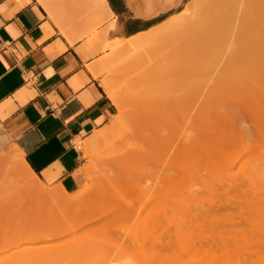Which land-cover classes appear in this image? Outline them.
Here are the masks:
<instances>
[{
    "label": "bare ground",
    "instance_id": "bare-ground-1",
    "mask_svg": "<svg viewBox=\"0 0 264 264\" xmlns=\"http://www.w3.org/2000/svg\"><path fill=\"white\" fill-rule=\"evenodd\" d=\"M89 1L91 3V6L94 9H97V11L99 9L103 14H107L108 17L110 16V14L113 13L107 0H89ZM145 1L149 3L146 11L144 12L146 15L147 14L150 15L149 13L153 12V9H155V7H157L159 4L166 5V2L162 3V0L157 1V2H153V0H145ZM199 1L200 0H190L185 5V7L177 13L179 16L177 15L178 17L175 20L170 21L168 18L170 22L167 20L166 22L167 24L164 22L165 24L164 23L163 25L161 24L162 26L160 25H159L160 27L156 26V28L162 27L161 28L162 32H160V29L159 30L158 29L155 30L154 28L150 29V32L152 33L155 32L154 33L155 35L152 34L153 38L154 36H158L159 34L164 33L170 29L176 28L180 24H185V25L187 24V26L191 25L192 27L199 28L200 31L198 33V36H199L198 38L201 41H205V42L211 41L216 36L217 32H219V29L222 27L223 24H225L226 26L227 25L229 26L230 33L233 35L234 38L236 37V35L237 37L238 36L241 37L243 35H245L246 37L247 36L251 37V33H253V35L255 36L256 34L261 35L262 32H264V0H206V1L204 0L205 5H202L203 4L202 2H201L202 4L200 5V6H203L202 12L199 14H196V16L194 15L195 16L194 18V16L191 15V12H192L191 8L197 6V3ZM39 2L43 6L48 7L47 3L44 0H39ZM170 2L169 4H171ZM176 3L177 1L172 4H176ZM129 6L138 15L139 11L135 9V7H133L130 1H129ZM137 6L138 5H136V7ZM223 7L226 10L225 11L226 15L220 16V14L222 13ZM193 13H197V12H193ZM112 23L114 22L112 21L110 23L111 27L113 26ZM157 31L159 32V34L156 33ZM244 31H247V33L245 34ZM139 34H137L138 36L136 35L134 37L132 36V37L127 38V41L121 40L122 42H124L123 44L121 41L116 42L118 39L112 42V44L116 43L118 45V46L116 45L117 49L118 47L120 48L122 47L121 51L123 49H125L123 51H126L127 48L130 50L135 49L134 47H139L142 45V44L140 45L138 42L140 41L142 42V40L144 41L143 35L145 34L144 33H142V35L141 34L139 35ZM135 43L136 45L138 44V46H135ZM176 50L177 48L174 49V51ZM233 51L236 52L238 50L237 49L232 50V52H230L229 55L228 53L227 54L225 53L226 55L229 56L228 58H231L230 55H232ZM239 52L237 55H239ZM259 52H261V50H259ZM176 53H173V55ZM245 53L243 56H245ZM179 54H180V51L178 50V55ZM246 55H248V53ZM256 55H257V52H256ZM261 55H262L261 53L258 54L259 57ZM176 56L177 55H175V58L173 57L175 60L178 59V57L176 58ZM240 57H241V53H240ZM261 63L262 64L264 63V59L262 60ZM173 68H171V70L174 71L173 73L177 75V73H175L177 70L176 66H175L176 70ZM252 70L254 71V69ZM262 70H264V68H262L261 70L255 69V71H258L255 76L256 77L259 76V78L261 77L260 80L256 79V82L258 83L260 81V84L259 83L257 84L256 82L250 83L251 81L249 80V78L247 79L248 84H246L245 80L247 76L246 77L243 76L244 78L243 77L242 78L244 79V81L241 79L240 83L238 82L239 86L228 87L230 86V84H228L226 85L228 88H226V86L225 87L222 86L219 88L216 86H212V87H209L210 89L209 88L202 89L198 93L199 97L201 96L202 99L198 101L199 103L198 102L196 103V105L194 106L195 109L190 108V111H189L185 106H176L173 109L170 107L172 110L167 111V114H166L167 117L165 121H162V122L158 121L159 123L158 122L155 123L154 127H156L157 130L152 128L153 133H151L152 131L150 132L152 136L149 135L150 137L145 138L146 142L149 141L150 147L147 148L148 147L147 146L144 148L141 146L142 144L138 145V148L136 146V148L138 149V152L135 151L136 154L138 153L137 158H134L135 156L132 155L133 156V157L131 156L132 159L128 161L129 157L126 155V157H128L127 159L125 155L122 156L123 153L119 154L120 157L122 156L123 161H121L122 159H119L120 160L119 161L118 159H116V157H113L114 158L113 162H115V160L117 162L118 160V163H117L118 166L116 167V169L114 168L115 170H113V168H110L111 170H105V171L101 170L102 171L101 173L99 172V174H96L97 176L99 175L98 176L99 179L97 178V176L91 175V173L89 172L91 176L90 178L91 180H94L92 179V177L95 176L96 178L95 180L98 182L102 181L103 183L104 182L110 183L111 187L113 185V187L115 188L116 193L117 191H119V190H116L117 187L119 188L122 187V189L121 188L120 189L125 191L124 189H127V187L129 186H127L126 188L124 187L126 185H129V183L134 184L132 186L133 187L135 186L136 188H138L137 186L140 187L141 183H142L141 186H143V184L147 183L149 178L151 179V175H152L154 178L153 183H152L153 185H151V188L149 189L150 184H148L149 187L147 189L150 191L153 190L152 191L153 194L155 193V191L156 193H158V191H160L163 194L167 193V195L165 194L163 198H165V196L166 198H168L169 196L168 193L171 195L169 196V200H165L166 202L164 201V199L162 200L164 201V203L163 202L161 203L159 201V196L161 195L160 192L158 193L160 195H157L158 197L156 196L155 199L153 198L152 195L150 196L153 198L150 201H153L152 202L153 204L151 205L153 209L152 208L151 209L154 210V212L150 210V213L152 211V214H153V216L150 215V219L152 218L153 220L152 219L150 220L152 222V225L151 227L149 226L150 227L149 230H151L152 228L151 230L152 232L150 233L151 234L150 245H148L149 247L148 246L147 247L148 249H151V251L153 250L152 252L149 250V253L151 252L153 254L148 256V249H146V247H144L145 245L143 244L144 240L143 242H141V240L145 236L143 234H146L145 232H143V234L140 233L143 236V238L141 236L142 238L141 240L138 241L136 240L137 238L135 239L136 247H137V244H138V247H141V248H137L136 256L131 254L130 251H127L130 253L126 252L127 255L131 254L130 257L133 255V258L135 259H137L136 257L138 255L141 256V254H138L139 252L143 253L142 255H145V257L143 256L141 260L140 259L141 257L139 258L138 256L139 260H136V261L139 262L141 260L144 263H140L141 262L140 261L138 264H176V263L177 264L178 263L179 264H192V263L196 264L197 262H198L197 264H203V263L204 264H224V263L225 264H264V221H263L264 214L262 215V217L259 216V214L261 215L262 213H264V86H263L264 80H262L264 79V75H263L264 72L262 74ZM259 72L261 73L258 74ZM261 74L263 77L260 76ZM253 75L254 74H252V76ZM252 76H249V77H252ZM255 78H254V81H255ZM261 81L263 83H261ZM242 82H245L244 83L245 85H240L242 84ZM236 84L237 83L235 82V85ZM104 88L107 94L109 95V97H111V99L117 106L118 114L116 118L110 123V126L108 127L107 130H104V131L96 130V132L91 136V138L89 137V139L85 140L81 144V147L84 149L88 148L90 144L100 139L105 138V135H107L108 130L111 128L113 129L114 126L117 125V123L120 121L122 116L127 112L125 104H127L126 102H129V101L125 99L126 97L125 94H122V92L117 90L114 86L106 82L104 83ZM212 98H213V101H211ZM173 101L174 100H172V102ZM172 105L175 106L174 103ZM192 109H194L195 115L193 114V112L191 114ZM189 113L193 116V118H191L192 116H190L191 119L188 120L187 116H189ZM186 120L189 123L188 128L189 127L191 128H189L187 130V134L184 137H182L181 135H178L177 130L180 129V127L182 126L181 124L187 123ZM248 120H252L253 123L252 121H251V124L247 123L246 121ZM192 126L193 127L195 126L197 128L195 127L192 128ZM132 132L134 131L132 130ZM132 132L131 134L129 132L128 133L131 136H133ZM126 135L128 134L126 133ZM143 140H144V137H143ZM137 149L131 150V153ZM199 149L201 150V152L197 155L196 154L193 155L195 153L194 151L199 150ZM148 150H152L154 151V153ZM172 150L175 151V154L173 153L174 155H169V153ZM233 151H238V152L236 154L235 153L231 154ZM253 151H254V154H252ZM124 153L126 154V152ZM131 153L129 154V156L131 155ZM157 154L163 155V156L159 155L161 156L160 157L161 159H157L159 158L158 156H155ZM6 156L8 157L7 159L11 158V160L13 161L14 163L13 165L15 167V169L13 170L17 172L15 174L16 175L18 174L17 177L20 178V179L18 178L19 180L24 182L29 187L38 186L34 182L37 180L36 176L33 173H31V171L27 168V166L23 163V161H21L22 156L18 152L17 147L15 145L7 148ZM245 156H247V158L246 160H244V163H242L244 168H241L235 172H230V170L227 169L228 166L230 167L235 162H237L239 159H243ZM151 157L154 159V161L151 159ZM117 158L119 157L117 156ZM107 161L109 160L107 159ZM144 161H146L147 164L149 163L151 165L153 162H155L153 163V168H151L153 171H151L150 167H148L149 164L147 165V167L146 166L144 167V165H146L144 164ZM212 163L217 165L218 168L214 169L213 167L214 170H210L209 165H211ZM111 165H112V162H111ZM111 165H109V167ZM159 165L163 166L162 169H164L166 173L164 175V178L162 176L157 175L158 171L155 174L156 170L157 169L159 170V168L156 169L155 166L157 167ZM183 166L187 167V170L184 169L185 170L184 173L181 172ZM180 167H181V170L179 169L180 170L179 172L177 170L178 174L180 175L182 173L185 175V173H187L188 175L186 177L183 175L182 178H180L181 176L179 177L178 174L176 175L177 172L175 169H178ZM147 168L150 170L147 171ZM172 168H175V169H172ZM143 169H144L143 172L145 171H147L148 173L150 172L149 174L151 175H148V173L145 175L143 174V172L141 173ZM171 169L175 170L174 171L176 172L174 173L175 175H173V173H168V171L170 172ZM162 172L163 170H161L159 174H161ZM142 174H143V177L149 176L146 182H144V180L146 179L142 177ZM189 174H194L197 177L196 182L198 183L200 182L201 184L191 185V183L193 182H187L191 180L189 178ZM159 177L164 179L163 182H161L162 179ZM184 177L187 181L183 179ZM141 178L144 180H142ZM179 178L183 180L184 182L182 185L180 184ZM96 181H91V183L93 184ZM149 182L151 183L150 180ZM120 183L122 184L120 185ZM92 184H91V187L95 188L94 187L95 185L93 184L94 186H92ZM135 184L136 185L139 184V185L136 186ZM96 185H97V182H96ZM146 185H144V187ZM217 185H219L220 188H218ZM135 187H134V190L136 189ZM110 188H108V190H111ZM93 190L97 191L96 189H93ZM125 192L119 191L118 194L120 195V193H122L124 195ZM178 192L180 194H178ZM88 193L90 194V191ZM50 194H53V193H50ZM85 194H87V192H85ZM95 194L98 197L101 196L99 192ZM113 194H115V192ZM83 195H81L79 199L77 198L78 200L77 199L73 200L72 198L69 197L68 199L69 201L68 200H62V201L58 200L57 202L55 201L56 204L53 202L55 204V207L57 206L58 202L66 203L68 201L66 204L70 202L73 205L71 210L73 211L74 209V211L73 212L71 211L72 214H68V215L72 216L76 210L77 214L76 213L74 214H76V216L78 215L79 219L77 218L76 221H73L75 224L72 223L71 219H70L71 220L70 222L68 218H67L68 220L66 219V222L69 221L70 223H72L70 224V227L68 226L69 223L65 222L66 225H64L63 220L60 221L63 224L62 226H65V227L68 226V228L67 227L66 228L69 230L70 228L72 230L73 225H74L73 227H76L77 225L83 222V220L81 221L82 214H81V217H79L80 215L79 212L84 213L86 210H88V208H90V204H92L93 202L92 200H93L94 195L93 197H91L92 195H89V196L88 195L83 196ZM107 195L108 194L106 193L103 196L106 197ZM110 195L109 197H111ZM102 198L101 197L98 198L97 201L99 200L100 202V199L102 201ZM96 202H94L92 206L95 208L96 206L98 207L100 205L101 207L102 203L98 202V205H95ZM124 202L125 200L123 201V204ZM120 203L122 204V202ZM131 203H134V202H131ZM131 203L129 204V206L130 205L132 206ZM54 204H52L51 202V205H54ZM146 204H148V202ZM105 205H102V206H105ZM134 205L135 204H133V206ZM59 206H61V204ZM74 206L75 208H73ZM85 206H86V209H84ZM53 207L54 206H52V208ZM93 207L92 209L94 210ZM111 207H113V205ZM166 207L170 209H167ZM34 208L35 206L31 208V211ZM165 208L169 212L166 210L165 212L164 211ZM48 210L50 211L49 208ZM58 210H60L59 211L60 213L64 212L62 211V209H58ZM93 210L91 211L92 213H93ZM44 211L46 212V209ZM52 213L53 212H51V214ZM150 213H148L147 215H149ZM96 214H98V212H96ZM160 214L162 215L167 214L166 218L168 219V221L164 225L160 221V217H159ZM169 214L172 216V218L169 217L170 216ZM52 215L49 218H52ZM74 216L75 215H73L71 218H74ZM94 217L93 219L90 218L91 219L90 221L88 220L91 223V226L92 225L95 227L100 226L98 223H96L98 220L99 221L101 220V219H98L100 215L97 218L96 217L94 218ZM147 217L148 216H146L145 219L148 222ZM171 220L173 221V224H174V230L173 232L169 233L168 227L171 226V223H170ZM139 221H141L140 218H139ZM146 221L144 222L145 224L148 225ZM51 222L52 221H50L49 224H51ZM49 224H47V226ZM141 226L143 227L144 225H141ZM141 226H139V228H141ZM103 227L98 230H97L98 227L95 228L98 232L102 231L103 233L101 232V234H96L92 232L91 235H88L89 234L88 233L87 236L88 237L90 236L89 237L90 240L86 236H83L86 239H82L81 237H76V236L75 238L71 237L73 238L72 241L66 243L68 245V246L66 245V247H68L67 251L63 249L64 252L66 251L64 253L65 259H61L62 257L61 254H58L60 256V260L59 259L57 260L58 257L57 258L52 257L53 259L49 257L51 256L49 255V251L51 250H48L47 247H49L50 244L48 245L46 244L38 245L37 244L36 245L37 243L36 242L37 240H36L34 241L36 243H34L33 245V248L36 250L30 253L27 264H124L120 260V258L118 260H120L121 263L119 261H118L119 263L116 261L117 257L116 259H113L114 258L113 256L116 254L115 253L116 250H118L116 247L119 248L120 245L122 246V243L120 244L118 243V241L114 243V240L110 237L111 235L109 237L113 241L107 238L109 234L106 235V230H104L106 227L104 228ZM36 228L37 230L38 229L41 230L45 228V225H42V226L36 225ZM147 229H148V226H147ZM142 230L145 231L146 228L144 229L143 227ZM164 232L166 233V237H168L167 241L163 240L164 235H165ZM127 233L124 234L123 236L127 235ZM62 234H64V231H58V233L56 234V238ZM116 235L119 236V234H116ZM171 236H172V239H171ZM121 241H124L125 243H127L126 241H128V239L127 240L121 239ZM137 242H139L140 245ZM146 243L149 244L148 241ZM127 245L129 246V244H126V247ZM58 246L62 247L60 242ZM112 246L116 248V250L114 248H111ZM122 247H123V251L125 252L126 247L125 246H122ZM122 247L120 248L122 249ZM164 247L166 249L168 247L169 248L168 250H164L165 249ZM24 248L26 249V247ZM132 248H130V250ZM61 249L62 248H60V250ZM177 249H179L178 252H177ZM146 250H147L146 252L147 254L144 253ZM20 251H22V249H19L16 252H20ZM132 251L135 254L136 251L133 249ZM14 252L6 256H0V260H8L14 254ZM117 253L119 254L118 251ZM120 253H122V251ZM14 255H17V254L15 253ZM46 256L49 257L50 261H48L49 259ZM120 256L121 257L123 256L125 258L124 255H120ZM126 257H129V256H126ZM144 258H146L145 261H143ZM45 259H48V260H45ZM128 260L129 258L125 259V263L126 262L127 264L130 263V261ZM203 260H205V262L206 260L208 261L205 263ZM132 261L133 260H131V262ZM17 264H20L19 260Z\"/></svg>",
    "mask_w": 264,
    "mask_h": 264
},
{
    "label": "rangeland",
    "instance_id": "rangeland-1",
    "mask_svg": "<svg viewBox=\"0 0 264 264\" xmlns=\"http://www.w3.org/2000/svg\"><path fill=\"white\" fill-rule=\"evenodd\" d=\"M44 1L48 4L49 8L52 11H54L57 14H59L60 16H62L66 21H68L70 23H75L76 25H85L86 24L87 26L91 27V29L89 30L90 31L89 37L92 34L96 33L99 37L100 44H103V43L107 44L106 47H104L102 49H98V51L102 52V56L98 59V62L101 65V68L99 70V74L101 75V82L103 84V81H105L106 83L114 86L117 90L122 92V94H125V96H126L125 99L129 101V102H126L127 104H125L127 112L125 110L126 113L122 116V118L117 123V125H115L113 129L111 128L108 130L107 135H105V138L100 139V140L90 144L88 146V148H86V149L81 148V144L85 140L89 139V137L84 139V140H77L76 141V147L81 152L82 160H83V164L81 165V167L79 168V170L77 172V176L79 177V179L82 182V188L76 194V196L73 197L72 199L73 200H76L77 198L79 199L81 197L79 195H83V194H84L83 196L92 195L91 197H93V195L95 193L99 192V194L101 196L98 197L95 194L93 197V200H92L93 201L92 204H94V202H96L98 198L103 197L102 201H101V199H100V202L98 200L95 203V205H98V202L102 203V205H105V204L106 205L105 206L101 205V207L99 205L98 207L96 206L94 208L92 206V204H90V208H88V210H86L84 212V213L88 214L87 215L88 219H86L84 222L77 225L76 227H72V230L69 233L70 236L68 239L50 243V246L47 247L48 250H51V251H49V255H51L49 257L51 259H53L52 257H55V258L58 257L57 260L58 259L60 260V256L58 254H61V256L63 257V258L61 257V259H65L64 253L67 251V248H68V247H66V245H67L66 243L71 242L72 239L75 238V236L81 237L82 239H86L83 236L88 237L87 236L88 233H89L88 235H91L92 232L96 233V234H101L102 231H99L100 232L99 233L97 230L101 229L104 225V227H106L104 229V230H106V235L109 234L107 238L110 239V237H111L114 240V243L118 241V243H120V244L122 243V246H125V247H126V244H129V246L127 245L126 248L124 247L125 252L123 251V247L121 245H120V247H122V249L120 247L119 248L116 247L118 250H116V248H114L113 247L114 245H113L111 248H114L116 250V252H115L116 254L113 256L114 257L113 259H116V257H117V260H116L117 262L119 261L121 263V261H122L124 264H127V262L125 263V259L129 258L128 261H130L131 264H135V263L138 264L142 260V257L143 256L145 257V255H142L143 253H141V252L138 253V254H141V256L138 255L139 258L141 257L140 258L141 260L139 262L136 261V260H139L138 256L136 257L137 259L133 258V255L136 256L137 248H141V247H138V244L136 247L135 239L137 238L136 240H138V241L141 240L143 238V236L141 234H143V232H145L146 234H143L145 236L141 240V242H143V240H144L143 244L145 245L144 247H146V249H148V247H149L148 245H150V241H151V237H150L151 234L150 233L152 232L151 231L152 228H151V230H149V229L152 225V222L150 221L152 218L150 219V215L153 216L152 211L154 212V210H152L153 208L151 206L153 204L152 203L153 201H150V200L153 198L155 199V197L157 195L161 194L159 196V201L161 203L162 202L164 203L165 200H169V196H171V195L168 193V195H169L168 198H166V196H165V198H163L165 194L167 195V193H165L166 191L164 192L165 194L161 193L160 191H158V193L160 192V194L156 193V191L153 194V192H152L153 190L150 191L147 189L149 187L148 184H150L149 189L151 188V185H153L152 183H153V179H154L153 176L151 174H149L150 172L148 173L147 171H149L151 168H153V163H155V162H153L152 165L148 163L149 165L152 166L151 167L147 164L146 161H144V164H146V165H144V167L145 166L147 167V165H148V167H150V169L147 168V171H145L146 173L143 172L144 171V169H143L141 171V173L143 172L144 175L148 173V175H151V179H152V180L150 178L148 179L149 176L143 177V174H142V177L144 179H146V180H144L141 178L142 180H144V182H146L148 179V181L146 183L147 185L143 184V186H141L142 183L141 184L139 183L140 187H142V188H140L139 186H137L139 184H137V185L135 184L138 188H136L134 186L136 188L134 190V187L132 186L134 184L129 183V185H126L124 187V188H126L127 186H129V187H127L128 190L124 189L125 191L127 190L126 192L121 190L122 187H120L121 188L120 189L119 187L116 186L117 187L116 190H119L120 192H125L124 195H126V196H124L122 193H120V195H121L120 196L118 194L119 191H117V193H116L115 188L113 187V185L111 187L110 183H105V182L103 183L100 180H99L100 182L96 181L95 180L96 179L95 176H97L96 174H99V172L101 173L102 171H105V170H111L110 168H113V170H115L116 167L118 166L117 165L118 160L122 159L121 161H123V158H122L123 155H125V157H126V155L129 157L128 161H130V159H132L133 156H135L134 158H137L138 153L136 154L135 151L138 152V149H137L138 145L142 144L141 146L144 148L147 146H148L147 148L150 147L149 141L146 142L145 138L152 136L151 133H153V129H156V127H154L155 123H157L158 121H161V122L165 121V119L167 117V115H166L167 111H169V110L171 111L176 106H185L190 111V108H194L196 103L200 99H202V97L201 96L199 97V95H198V93L202 89H208L209 87H212V86H216L218 88L222 87V86L225 87L228 84H230V86H228V87L239 86L238 82L240 83L241 79L244 81L243 78L246 76H247L246 80H245L246 84H248V82H247L248 78L251 81V82L249 81L250 83H252V82L255 83L256 79L260 80L261 77L259 78L258 74H260L261 72H259L257 74L258 77H256L255 75L258 71H255V69L261 70L262 68H264V65H263L264 63L263 64L261 63L262 60L264 59V32H262L261 35L256 34L255 36L253 35V33H251V37L250 36L246 37L245 35H243L245 37H243V36L237 37V35H236V37L234 38L233 35L230 33L229 26L228 25L226 26L225 24H223L222 27L219 29V32H217L216 36L211 41L205 42V41H201L198 38L199 37L198 33L200 31L199 28L192 27L191 25L187 26V24L186 25L180 24L176 28L170 29L166 32L163 31L164 33H161V34H159V32L157 31L156 33L159 35L154 36V38H153V35H155L154 34L155 32L153 31L154 29L155 30L160 29V32H162V29H161L162 27L156 28V26L157 27L162 26L164 22L165 23L167 22L168 18L170 21L175 20L179 16L177 13L181 9H183L185 7V5L190 0H179V1L178 0H171V2H170V0H162V3L166 2V5H160L159 4L160 6L158 5L157 7H155V9H153V12L149 13L150 15H148V14L146 15L144 13L148 7V4H149L145 0H137L138 2L136 0H135L136 2L134 0H115L114 2L112 0H108V3L111 7V10L113 11V13L110 14L109 17L107 14H103L101 11L95 10L91 6V3L89 0H44ZM129 1L133 5V7H135V9H137L139 11L138 15L134 12L133 9L130 8ZM157 1H160V0H153V2H157ZM168 1L171 4H169ZM176 1H177L176 4H172ZM201 4L205 5L204 0H200L197 3V6L191 8V11H192L191 15L192 16H194V15L196 16V14H199L202 12L203 6H200ZM136 5H138V6L136 7ZM225 11L226 10L223 7L222 13L220 14V16L226 15ZM193 12H197V13H193ZM195 16H194V18H195ZM172 17H174V18H172ZM112 21L114 23H112L113 26L111 27L110 23ZM103 23H105L103 28L99 29ZM152 28H154L152 30L154 33L150 32V29H152ZM244 32H245V34L247 33V31H244ZM139 33L141 35H142V33L145 34V35H143L144 41L143 40H142V42L140 41L141 43L138 42L140 45L141 44L142 45L139 47H134L135 49L130 50L127 48L128 50L126 49V51H123V50H125V49H123L121 51L122 47L121 48L118 47V49H117L118 45L116 43H113L115 45L112 44V42L116 41L117 39L119 41L117 40L116 42H120L121 40L127 41V38L132 37V36L134 37ZM249 37H250V39H249ZM123 43L124 42H122V44ZM110 44H112V45H110ZM135 46H138V44L136 45V43H135ZM176 48H177V50L174 51V49H176ZM236 49L238 51H236V52L233 51L232 55H230L231 58H228L229 53L232 52V50H236ZM178 50L180 51L179 55H178ZM247 50H248V52H247ZM259 50H261V52H259ZM262 51H263V53H262ZM238 52H239V55H237ZM245 52H247L248 55H246L247 53H245ZM256 52H257V55H256ZM173 53H176V54L173 55ZM225 53L226 54L228 53V55H226ZM240 53H241V57H240ZM244 53H245L246 57L243 56ZM260 53L262 55L259 57L258 54H260ZM175 55H177L176 58L178 57L179 60L174 59ZM234 55H235V57L236 56L237 57L235 58ZM233 58H235V59H233ZM260 59H261V61H260ZM261 65H262V67H261ZM173 66H174V68H173ZM175 66H176L177 70H176ZM171 68L176 70L175 73H177V75L173 73L174 71H172ZM252 69H254V71ZM263 72H264V70H262V74H263ZM252 74H254V75L252 76ZM262 74L260 76H262ZM249 76H252V77H249ZM253 77L255 78V81H254ZM251 79H253V80H251ZM262 80H264V79H262ZM235 82L238 85L237 84L235 85ZM263 82L261 81V83H263ZM244 83L245 82H242V84H240V85H245ZM258 83L260 84V81ZM228 87L226 86V88H228ZM123 97H124V95H123ZM172 100H174V101L172 102ZM211 101H213V98ZM173 103L175 106L172 105ZM186 105L189 107H187ZM194 109L191 110V114H192V112L194 114ZM117 114H118V110L116 107L115 115H113L111 117L110 121L103 128H101L99 130H103V131L107 130L108 127L110 126V123L116 118ZM191 114L189 113V116H187L188 120L193 118V116ZM190 116H192V117L190 118ZM251 121L252 120H248L246 122L251 124ZM252 123H253V121H252ZM188 124L189 123L187 121V123L181 124L182 125L181 127L179 126L180 129L177 130L178 135H181L182 137H184L187 134V130L189 128H191V127L188 128V126H189ZM194 127L192 126V128H194ZM195 128H197V127H195ZM132 130L134 132H132ZM128 132L130 134L132 132L133 136H131ZM139 132H140V134H139ZM126 133L128 135H126ZM91 136H90V138H91ZM143 137H144V140H143ZM11 143L12 142L10 140H5V137L0 135V203H2V204H0V215L8 213L11 216L10 218L15 219L16 218V217H14L15 214L19 213V211H20L19 210V208H20L19 198L26 195L27 187L25 186L24 183H22L21 180H19L20 178L17 177L18 174L17 175L15 174L17 172L15 170H13V169H15V167L12 164L13 162H12L11 158L7 159L8 157L6 156V151H7L8 147L13 146V144H11ZM136 146H137V148H136ZM132 148L137 149V150H134L133 151L134 153L133 152L131 153V150H133ZM174 150H172V151H174ZM148 151H152V150H148ZM124 152H126V154ZM171 152L169 153V155L175 154V151L172 152V154H171ZM194 152L195 153L193 155H195V154L197 155L201 152V150L199 149V150H196ZM237 152L238 151H233L231 154H233V153L236 154ZM130 153H131V155L129 156ZM148 153H150V152H148ZM152 153H154V151H152ZM119 154H122V156L120 157ZM252 154H254V151ZM116 155L119 158H117ZM159 155L163 156L162 154H159ZM159 155L158 154L155 155V156L159 157L157 159H161L160 158L161 156H159ZM113 157H116V159H118L117 162H116V160H115V162H113L114 161ZM128 157H126V158L128 159ZM110 158L112 161L110 160ZM246 158H247V156H245L243 159H239L237 162H235L233 165H231L232 167L228 166L227 169H229L230 172H235L241 168H244L242 163H244V160H246ZM107 159L109 161H107ZM151 159L154 161V159L152 157H151ZM110 161L112 162V165H111ZM107 164H108V166H107ZM109 165H111V166L109 167ZM209 166H210V170H214L215 168L216 169L218 168V166L215 165L214 163H212ZM162 167L163 166H160V165L157 167L155 166L156 169L159 168V170L158 169L156 170L155 174L158 171L157 175L162 176L164 178V175L166 173H165L164 169H162ZM213 167H214V169H213ZM207 168H208V166H207ZM172 169H175V168H172ZM179 169L181 170V167L178 169H175L176 172H177V170L179 172L180 171ZM184 169L187 170V167L183 166L181 172L184 173V171H185ZM220 169H221V167H220ZM161 170H163V172H162L163 174L162 173L159 174L161 172ZM171 170H170V172L168 171V173H173V175H175L174 174V173H176V172H174L175 170H172V171ZM151 171H153V170L151 169ZM87 172L89 175L87 174ZM89 172L91 173V175H95L92 177V179H94V180L90 179L91 176H90ZM178 172L176 173V175L178 174ZM141 173H140V175H141ZM183 175L184 174L181 173L179 175V177L181 176L180 178H182ZM187 175L188 174L185 173L184 176L186 177ZM98 176H97V178L99 179ZM139 177H141V176H139ZM185 177L183 179H185ZM159 178H161V177H159ZM163 178H161L162 179L161 182H163V180H164ZM180 178H179V181H180V184L182 185L184 182ZM189 178L192 181L191 180L187 181L186 179L185 180L187 182H193V183H191V185L201 184L200 182L199 183L196 182L197 177L194 174H189ZM149 180L151 181V183L149 182ZM91 181H96L97 185L95 182V183H93L95 185L94 186L91 183ZM91 184L95 188L91 187ZM107 184H108V186H107ZM121 184L122 183H120V185ZM161 184H163V183H161ZM144 185H146V186L144 187ZM217 186H218V188H220L219 185H217ZM92 188L96 189L97 191L93 190ZM104 188H106V189H104ZM108 188H110L111 190H108ZM90 189H92L93 192ZM132 190H134L135 192ZM89 191H90V194L88 193ZM85 192H87V194H85ZM114 192H115V194H113ZM181 192H183V191H181ZM106 193L108 195L106 197L103 196ZM178 194H180V193L178 192ZM109 195L111 197H109ZM151 195L153 196V198L150 197ZM95 196H96V198H95ZM123 197H124V199H123ZM163 199H164V201H162ZM104 200H105V202H104ZM121 200H123V201L125 200L124 204H123V201H121ZM141 201H142V203H141ZM120 202H122V204ZM126 202H127V204H126ZM131 202H134V203H131ZM136 202H137V204H136ZM147 202H148V204H146ZM130 203L132 204V206L130 205L131 208L129 206ZM133 204H135V205L133 206ZM112 205H113V207H111ZM145 205H146V207H145ZM34 206L36 208V205H34ZM34 206H32V205L28 206L29 207L28 211H31V208H33ZM138 206H139V208H138ZM92 207L94 208V210L92 209ZM166 208L164 209V211L165 210L168 211L167 209H170V208H167V209ZM84 209H86V206ZM96 209H97V211H96ZM92 210H93V213H94L96 218L100 215V217L98 219H101V220L100 221L98 220L99 222L95 221L100 226H96V227L93 225L91 226V223L89 221L91 220L90 218L93 219V217H94L93 213L91 212ZM116 210H117V212H116ZM150 210H152L151 213H150ZM75 212H76V210H75ZM96 212H98V214H96ZM147 212L150 214L147 215L148 214ZM106 213H107V215H106ZM162 214H160L159 217H160V221L164 225L167 223L168 219L166 218L167 214L166 215H162ZM170 214H171V212H170ZM263 214L264 213H262L261 215L259 214V216L262 217ZM143 215H144V217H143ZM146 216H148L147 217L148 222L145 219ZM169 217L172 218L171 215ZM139 218L141 219V221L145 219L144 221H146L148 223V225L145 224L144 221H142L143 222V224H142V222L139 221ZM263 221H264V219H263ZM150 222H151V224H150ZM170 223H171V226L168 227L169 233L173 232V230H174L173 221L171 220ZM138 225L139 226L144 225L143 227H144V229L146 228V230L143 231L142 230L143 227L141 226V228H142L141 229V228H139ZM145 225L148 226V229H147V226H145ZM95 228H97V230ZM124 232H126V233L129 232V233H127V235L123 236L124 234H126ZM65 233L66 232H64V234ZM64 234H62V235H64ZM116 234H119V236H117ZM62 235H60V236H62ZM101 236H103V235H101ZM141 236H142V238H141ZM71 237H73V238H71ZM103 237H105V236H103ZM147 237H148V239H147ZM165 237H166V233L164 235L163 240L167 241L168 237H166V238ZM88 238H87V240H88ZM112 239H110V240H112ZM121 239H124V240L128 239V241H126L127 243H125L124 241H121ZM171 239H172V236H171ZM89 240H90V238H89ZM119 240H120V242H119ZM147 241L149 244L146 243ZM59 242H60L62 247L58 246ZM56 243H58V244H56ZM137 243H139V242H137ZM111 245H112V243H111ZM139 245H140V243H139ZM54 246L57 248H55ZM60 248H62V249L60 250ZM130 248H132L133 250L136 251L135 254L132 251V249L130 250ZM168 248L167 249L165 248L164 250H168ZM63 249H65L66 251L64 252ZM149 250L151 251V249H148V256L153 254V253H151L153 250L150 253H149ZM52 251H54V252H52ZM117 251L119 252V254L117 253ZM121 251H122V253H120ZM127 251H130L131 254H133V255L130 257L131 254L127 255V253H130ZM178 251H179V249H177V252ZM146 252H147V250L144 253H146ZM55 253H56V255H55ZM52 255H54V256H52ZM120 255H124L125 258L123 256L121 257ZM126 256H129V257H126ZM49 257H47V258L49 259ZM119 258L121 261L118 260ZM121 258H123L124 261ZM48 259H45V260H48ZM145 259L146 258H144L143 261H145ZM131 260H133L132 262H134V263H132ZM208 260H206V262ZM48 261H50V259ZM203 261L205 262V260H203ZM203 261H201V262H203ZM130 263H128V264H130ZM140 263H144V262L141 261ZM192 264H194V263H192Z\"/></svg>",
    "mask_w": 264,
    "mask_h": 264
},
{
    "label": "crops",
    "instance_id": "crops-1",
    "mask_svg": "<svg viewBox=\"0 0 264 264\" xmlns=\"http://www.w3.org/2000/svg\"><path fill=\"white\" fill-rule=\"evenodd\" d=\"M90 29L66 21L39 0H0V135L17 147L38 185L22 182L27 192L19 198L15 219L0 215V256L17 254L0 264H27L34 243L68 239L67 228L78 218L76 212V218L68 215L74 209L66 204L82 188L77 172L83 160L76 141L103 128L117 107L99 74L98 49L107 44H100L96 33L89 37ZM58 200L68 201L55 207ZM30 205L38 207L28 211ZM79 214L81 221L88 219ZM64 230L69 232L56 238Z\"/></svg>",
    "mask_w": 264,
    "mask_h": 264
},
{
    "label": "flooded vegetation",
    "instance_id": "flooded-vegetation-1",
    "mask_svg": "<svg viewBox=\"0 0 264 264\" xmlns=\"http://www.w3.org/2000/svg\"><path fill=\"white\" fill-rule=\"evenodd\" d=\"M113 2L115 1V0H112Z\"/></svg>",
    "mask_w": 264,
    "mask_h": 264
}]
</instances>
